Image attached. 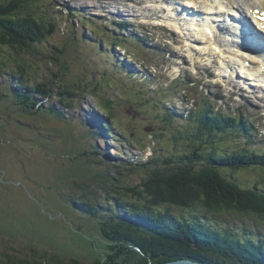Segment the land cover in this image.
Here are the masks:
<instances>
[{
    "label": "trees",
    "instance_id": "obj_1",
    "mask_svg": "<svg viewBox=\"0 0 264 264\" xmlns=\"http://www.w3.org/2000/svg\"><path fill=\"white\" fill-rule=\"evenodd\" d=\"M33 1L11 0L0 6V71L5 70L12 55L18 60L16 66L8 69L16 81L11 89V101L0 98V102L4 115L20 113L15 120L18 126L30 124L26 125L34 131L30 141L49 138L53 143L67 145L66 158L53 156L61 158L64 171L69 168L74 179L62 180V173L57 171L56 190L61 191L60 195L74 209L77 207L88 216L86 225L91 223L94 227L92 236L99 245L85 238L83 245L104 255V261L99 258L97 263L161 264L191 258L208 264L213 261L264 264V251L253 243L258 228L242 226L248 217L264 220V150L250 145L258 141L252 125L241 114L216 110L206 98L199 110L180 121L168 104L172 86L151 88L142 74L137 75L119 57L116 71L127 85L133 83L124 87L125 94L115 88L120 89L116 78H110L115 86L108 84L109 89L102 81L97 83L87 78L80 82L72 78L66 81L76 62L72 57L67 61V55L62 57L57 53L51 58L46 52L52 46L48 44H53L49 40L53 39L57 24L49 16L48 8L38 10L39 5ZM108 28L120 35L118 25ZM136 43L145 46L144 39L138 36ZM71 46L75 43L70 44L68 40L64 49L70 47L69 56L74 51ZM113 57L114 54L111 67ZM36 59L59 61L63 70L49 68L51 75L38 77L36 70L40 68ZM105 80L108 83L109 79ZM55 85L61 88L57 93ZM78 93L91 95L98 103V110L106 115L94 113L100 124L90 130L80 122L79 126L71 127L77 131L72 134L52 126L50 131L42 132L37 126L46 127L42 117L47 120L49 116L54 119L58 116L65 120L60 111L73 107L68 101ZM45 100L53 103L44 104ZM125 113L133 117L140 114L144 120L139 119L131 126L123 120ZM7 119L2 120L7 122ZM0 132L4 134L1 127ZM136 133L142 134L147 142L138 143ZM90 135L98 141L108 136L111 141L121 142L133 150L153 145V153L146 160L124 162L106 150L104 156L97 143L93 147L88 145L92 141ZM150 135L152 142L148 139ZM5 144L3 140L0 158L4 161L5 157L13 171L12 159L1 151ZM31 145L26 155L34 151V143ZM129 172L142 173V176L136 179ZM0 177H4L2 173ZM60 180L65 190L72 189L73 196H67L58 184ZM210 216H237L242 222L232 224L225 220L226 224ZM215 224L229 225L222 229ZM247 228L251 230L246 231ZM9 249L10 252L0 254V264H81L76 257L62 252L31 247V254L21 255L15 247Z\"/></svg>",
    "mask_w": 264,
    "mask_h": 264
},
{
    "label": "rangeland",
    "instance_id": "obj_2",
    "mask_svg": "<svg viewBox=\"0 0 264 264\" xmlns=\"http://www.w3.org/2000/svg\"><path fill=\"white\" fill-rule=\"evenodd\" d=\"M98 1L99 0H44L42 1V7L38 10L48 7L50 15L56 16L61 20L58 21L60 34L54 38L55 41L52 44L53 47L57 48H52V46L51 48L47 47L46 52L51 55V58H54L55 53H57L62 57L67 55V61L69 57L75 60L76 65L72 68V71H70V78L68 76L66 81L72 78V81L80 82L87 78L90 81H97V83H99L98 81H102V85L109 89V85L115 86V84L113 83L114 80H111L105 73H111L114 75L113 78L123 81L121 75L116 71L115 64H117L119 60L118 55H116L117 53H113L114 50L118 51L120 49L114 46V40L105 30L104 25L111 26V24L109 25L104 21L105 16L101 15V13L108 14L104 9L107 8L108 5L101 4ZM6 2L7 0H0V6L2 3ZM96 2L98 4H95ZM38 5H41V2H38ZM85 5L91 6V9L88 10L85 8ZM159 9H162V7H159ZM0 11L2 12L1 8ZM73 12H75V15H73ZM164 14L165 13L162 11L159 12L157 9L153 13V16ZM171 14L173 15L172 12ZM152 21L153 20L146 18L142 20L143 23L147 24L150 29H153V31L158 34L159 38H163L164 34L162 32L165 31L164 28L154 25ZM169 21L170 23L176 24L175 18H170ZM161 24L166 25L165 23ZM178 26L183 31L185 30L184 32H186V35L179 37V35L172 36V34L167 33L166 38L168 37L169 39L166 40V43L169 46L165 45L166 51L161 53L160 50H157L152 53H144L140 57L132 58V60L139 62V69L143 70L144 68V70L148 72L147 84H149L151 88L160 85L167 87L172 80L178 77L187 78L186 75L189 74L191 78L190 87L193 88L192 95L187 97L183 102H178L179 106L186 109L192 105L193 100L196 98L193 94L198 91L201 85L209 94L212 92H219V88L214 87V83L207 79L209 73L215 71L218 78L215 79L214 82L225 83L227 87L231 84L233 78L230 74L227 77H223V73L217 70L216 66L219 64L217 62V60L220 61L219 58H208V54L206 55L199 51V53L197 51H191L186 46L185 40H188V42L193 45V40L201 37L198 31L194 30L192 26L185 25L184 21H182L181 24L178 23ZM172 27L182 36L178 27ZM71 34L76 35L78 38L76 39L77 46H75L72 55L69 56L71 49L64 50V44H66L67 40H64L61 36ZM59 48L60 50H58ZM193 49H195V46H193ZM131 52L133 51L131 50L130 53ZM7 54L9 53L7 52ZM112 54H114L113 67H111V64H113L111 58ZM12 57L13 58L9 57L10 62L6 65L5 70L0 71V98L4 101H11V95H13L11 89L15 87L16 82L13 80V77L10 76L12 72L8 71L9 66H16V63H18V60L14 58L13 55ZM141 58H145L146 61L140 60ZM37 61L39 62L40 68L36 70L38 77H42L44 74H46V76L51 75L49 68L57 72L63 70L61 62L59 61H49L47 59ZM62 63L65 66L64 61ZM143 63L148 65V69L146 67H141ZM223 66L227 69L226 65L223 64ZM12 70H15V68ZM106 78L109 79L108 83L105 80ZM250 82L255 83L253 80H250ZM199 83L200 86L198 87ZM115 88L118 92L125 94L122 89L118 87ZM243 88L246 89L247 86L243 85ZM57 90H61V88L55 85V93L58 92ZM225 91L227 96L220 101V103H230L231 109H235L236 106L241 103L256 106L257 110L249 107L247 112L249 116L256 120V125L258 127L257 131L261 133V139L257 142V146L264 148V107H261L260 103L257 102L259 101L258 97L264 100V96H262L258 90L254 93H249L241 89H236L235 87L225 89ZM234 91L238 93L240 97L236 96L230 98L231 93ZM54 99L56 100V98ZM51 102L53 103V101H49L47 104ZM68 102L74 106L67 107L63 109V111H60L63 113L62 115L65 120H62L58 116H56V119L49 116L47 120L42 117L46 127L40 124L35 125L39 126L44 133L50 131L51 128L49 127L52 126L62 130L66 134H72L77 133V131H73L74 129L71 127L79 126L81 121L86 122L85 124L88 125V122L92 123L94 120L92 114L99 113L94 108V104L97 102L91 95L78 93L74 95V98H70ZM58 107L60 108V105H58ZM18 115H20V113L14 112L4 115L3 104L0 102V127L5 134L0 132V145L3 140L4 142L6 140V144L1 151L5 153L4 155L7 158L12 159L10 166L12 165L16 170L12 171V169H10L11 167H9V164L7 165L8 161L4 156V161L0 158V175L2 173L4 176L0 177V254L5 251L10 252L9 248L12 246L15 247L17 252L21 255H29L31 254L29 248L34 247L36 248L34 250L45 249L51 253L62 252L63 254L76 257L81 264H98L97 260L99 261V258L104 261V255L100 256V253H96V250L90 251L91 249L89 250L87 245H83L84 238L87 239L88 242L96 241V244L99 245L97 238L95 239V236L94 238L92 236V228H94L90 223L92 221H89L90 224L86 225V223H88V216L81 213L79 211L80 209L77 207L74 209L70 203L64 199V196L60 195L61 191L56 190L54 180L57 171L62 173V175H60V177L63 176L62 180H64L65 177L66 181L74 179L72 172L69 173V168L64 171L61 158L54 159L53 156V154H58L59 156L64 155V158H66L68 155L65 150L67 145L62 142L53 143L49 141V138L30 141V139L33 140V138L29 139V136L30 134H34V131L32 132V129L26 126L30 124H20V126H18L19 122H15V120H17L16 116ZM5 116H7L6 118L9 117V119H7L9 123L2 120L3 118L6 119ZM22 116L24 117L26 115ZM139 119L144 120V118H141L140 114H135V117H133L130 113H125L123 120L131 126H134ZM25 122L29 123L28 121ZM89 132L90 131H88V133ZM135 138L140 144L147 142L142 134L136 133ZM148 139L152 142L151 135ZM32 143H34V151L31 155H26V152L31 151ZM96 143L101 147L104 156V150H106L111 155L121 154L125 159H131L134 160V162L146 160L153 153V145L145 149L133 150L129 146L123 145L121 142L111 141L110 139L98 141L94 137L88 145L93 147ZM126 147L129 148L128 151L125 150ZM74 148H76V146H74ZM118 160L126 162L122 157H118ZM130 175L139 179L142 173H130ZM62 180H60L58 184L65 190ZM51 183L54 186H52ZM65 192L67 196H73L72 189L67 188Z\"/></svg>",
    "mask_w": 264,
    "mask_h": 264
},
{
    "label": "bare ground",
    "instance_id": "obj_3",
    "mask_svg": "<svg viewBox=\"0 0 264 264\" xmlns=\"http://www.w3.org/2000/svg\"><path fill=\"white\" fill-rule=\"evenodd\" d=\"M176 4L179 7V11H175L173 12V14L175 13L176 16L175 20H176V24H173L171 22L172 26H176L179 28L178 23L181 24L182 21H184L185 25L187 26H194V29L196 31H198L200 34V38L194 39L193 40V45L196 46L195 44V40H199L201 38L204 37V33L203 30L206 28V26L213 24V20L216 19V16H220L219 14L221 12L224 11V9L226 7L233 9V11H237L239 12V18L240 19H236L233 18L236 21V24L238 26L234 27L233 25L229 26L230 29L236 31V36H239V38H237L238 41H240L242 39V37H251V29L248 26L244 25V22H250V18L246 17V19L243 18V14L245 15V10L246 12L250 15V16H254V9L255 8H259L261 9V12L264 13V0H177ZM225 5V6H224ZM185 7H187L188 10H184ZM196 8V10H195ZM245 8V9H244ZM218 10V11H216ZM201 13V14H200ZM243 13V14H242ZM174 14V15H175ZM187 15V17H185ZM173 16V15H172ZM228 17H233L232 14H228ZM178 19V20H177ZM181 19V20H179ZM243 19V20H242ZM241 21V23H240ZM228 23L233 22L232 19H228L227 21ZM240 26V27H239ZM216 27V25H214V28ZM180 33H182V36L186 35V32H184L181 28H179ZM191 33V32H189ZM248 33L249 35L245 36ZM205 35H207L205 33ZM228 41L223 42L222 39H218L219 42H215L213 41L215 44V47H217V45H219V43L222 41L224 44H228L231 46L232 49V45H234L233 43L231 44L230 42L232 40H236V38H234L233 36L228 39ZM236 40V41H237ZM252 40H255L252 38ZM256 40L260 43V44H264L263 39H261L260 37L256 38ZM204 41V40H201ZM190 45H192L190 42H186V46L190 49ZM264 46V45H261ZM199 47V48H197ZM196 47L195 50L199 51V52H206L207 48L204 45H198ZM159 50L161 51L162 49L159 48ZM231 51V50H230ZM228 60L232 63L235 62L232 60V57L229 56ZM229 64V63H228ZM230 66V65H229ZM233 69V66H230ZM237 67V66H236ZM242 68V66H241ZM254 74V73H253ZM257 84H259V79L257 78ZM91 133V131L89 132ZM91 140L93 139V136L90 135ZM101 148V147H100ZM225 249V247H224Z\"/></svg>",
    "mask_w": 264,
    "mask_h": 264
},
{
    "label": "water",
    "instance_id": "obj_4",
    "mask_svg": "<svg viewBox=\"0 0 264 264\" xmlns=\"http://www.w3.org/2000/svg\"><path fill=\"white\" fill-rule=\"evenodd\" d=\"M164 264H199V263L192 262V261H189V260H178V261H174V262H167V263H164Z\"/></svg>",
    "mask_w": 264,
    "mask_h": 264
},
{
    "label": "snow or ice",
    "instance_id": "obj_5",
    "mask_svg": "<svg viewBox=\"0 0 264 264\" xmlns=\"http://www.w3.org/2000/svg\"><path fill=\"white\" fill-rule=\"evenodd\" d=\"M257 12L259 13L260 18H261V19H264V13H260L259 10H257Z\"/></svg>",
    "mask_w": 264,
    "mask_h": 264
}]
</instances>
